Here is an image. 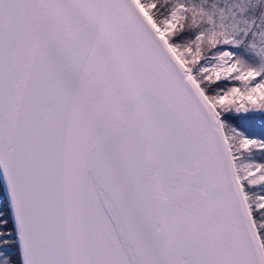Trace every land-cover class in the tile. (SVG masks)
Masks as SVG:
<instances>
[{"label": "snow or ice", "instance_id": "obj_1", "mask_svg": "<svg viewBox=\"0 0 264 264\" xmlns=\"http://www.w3.org/2000/svg\"><path fill=\"white\" fill-rule=\"evenodd\" d=\"M0 264H264V0H0Z\"/></svg>", "mask_w": 264, "mask_h": 264}]
</instances>
